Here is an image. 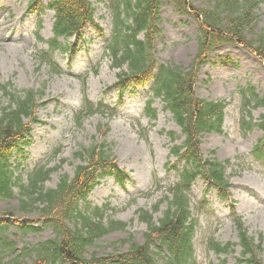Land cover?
<instances>
[{"label":"rangeland","instance_id":"obj_1","mask_svg":"<svg viewBox=\"0 0 264 264\" xmlns=\"http://www.w3.org/2000/svg\"><path fill=\"white\" fill-rule=\"evenodd\" d=\"M91 1L95 8L94 19L86 26L82 39L68 40L75 43L74 50H70L73 45L68 44V51L59 50L54 54L56 63L63 68L62 72L55 73L40 59V52L48 48L47 40L54 35L55 13L46 8L47 1L38 5V12L32 13V0H0V83L12 82L18 89H33L42 95L37 109L38 122L31 123L30 143L13 158L20 164L17 173L23 172L25 182L32 170L45 163L59 167L47 181L49 187L58 184L60 174L73 175L79 163L75 152L83 144L90 145L99 134V125L108 122L105 137L117 156L118 165L126 171L125 185L109 175L96 184L89 202L93 207L109 204L105 216L126 221L129 226L112 231L90 247L91 252L107 256L126 251L129 238L143 243L151 237L139 211H154V218L159 219L167 209V202L161 203V200L168 194L167 187L179 179L178 172L172 168L176 157L171 154V147L183 143L185 136L163 100L154 101L157 118L145 114L147 100L152 96L150 84L118 93L114 84L119 69L113 68L105 55L113 33L111 6L114 0ZM196 5L202 7L203 2L198 0ZM258 14V26L263 27L264 3ZM39 26L42 41L36 36ZM160 29L155 51L159 63L191 69L198 48L197 21L181 13L170 0H164ZM124 69L127 70V66ZM197 79L195 88L201 98L229 101L222 132L203 133L201 149L206 157L214 153L221 161L229 159L225 162L226 175L230 178L233 197L222 201L215 190L206 191L202 178L194 182L191 197L197 219L193 240L197 251L189 264H238L239 244L223 254L205 248L207 235H213L215 229L218 240L238 242V230L230 211L233 204L249 234L256 242L262 240L260 258L264 262V164L257 162L251 152L264 132L256 124L251 130L242 124L243 117L245 121L258 122L264 112L253 99L247 113L244 93L246 87L252 86L259 97L264 96V64L259 55L246 46L223 44L213 50L209 61L198 71ZM84 88L90 100L104 99L118 105L116 115L108 118L100 113L91 114L81 126H76L75 113L83 104ZM3 95L0 91V106L5 104ZM174 132L175 142L172 140ZM57 149L61 151L58 154ZM159 183L161 190H158ZM13 190L14 197L0 200V212L11 211L14 215L7 217L12 220L32 222L34 215L25 217L20 212L19 188ZM5 235L14 242L17 251L0 254V264H26L31 262V256L14 262L21 249L32 247L54 233L51 228L25 232L11 225L5 229ZM157 259L159 264H164L166 257L157 256Z\"/></svg>","mask_w":264,"mask_h":264},{"label":"trees","instance_id":"obj_2","mask_svg":"<svg viewBox=\"0 0 264 264\" xmlns=\"http://www.w3.org/2000/svg\"><path fill=\"white\" fill-rule=\"evenodd\" d=\"M32 1L31 10L39 11L38 5L43 0ZM162 1L114 0L111 6L113 33L105 51L113 68L119 69L116 81L119 94L130 87L134 89L152 83L147 114L153 118L156 109L152 104L156 98H161L185 135L183 143L171 147V153L184 158L187 166L177 163L173 166L179 179L167 187L169 195L163 199L168 204L167 209L159 219L154 218V211H139V217L148 225L151 237L143 244L129 238L126 251L107 256L90 250L105 235L129 226L126 221L107 218L105 212L108 207H92L88 201L99 178L107 174L115 175L119 184L125 183L126 172L118 165L117 156L105 137L109 130L108 122L99 125V134L90 145L83 144L75 152L79 163L74 174H60L55 187L47 186V181L59 167L51 168L46 164L37 167L29 175L27 183L21 177L12 178V152L27 137L29 124L38 121L36 109L42 95L33 89H18L12 82H4L0 83L5 99V104L0 106V200L14 197L13 186L17 185L20 212L23 216L34 215L33 220L42 227L13 221L7 217L14 215L13 212L1 211L0 254L17 251L14 242L5 235V229L15 225L25 232L50 227L54 236L32 247H24L14 262L23 256H31V262L26 264H159L157 256L164 255V251L167 252L164 264H188L194 258L192 240L196 219L190 211L194 179L202 176L207 190L213 186L222 200L231 195L226 165L215 157L205 158L200 147L201 132L221 131L228 102L199 98L195 89L197 74L209 61L213 49L224 43L246 46L254 50L264 63V26H258V12L264 0H200L202 7L196 5L198 0H170L179 11L195 18L198 23L199 45L191 69L162 64L157 60L155 49L157 36L161 33ZM46 7L55 11L54 37L47 40L49 47L40 52V59L49 65L52 72L60 73L62 70L55 62V52L67 51L68 40L73 36L81 37L85 25L93 19L95 9L90 0H48ZM37 37L43 40L40 34ZM245 91L251 94L258 106L264 107V97H259L254 87H247ZM84 98L82 108L75 114L78 126L91 114L100 113L108 118L116 115L118 105H111L104 99L95 102L87 96ZM251 102V98L246 99L247 106ZM243 124L249 130L255 124L264 129V113L258 123L251 120ZM174 134L172 140H176ZM251 152L257 162L264 164V137L257 141ZM231 209L242 246L239 262L264 264L260 258L262 240L256 242L241 216L236 214L234 207ZM234 245L228 242L222 246L212 241L211 249L217 253L228 252Z\"/></svg>","mask_w":264,"mask_h":264}]
</instances>
